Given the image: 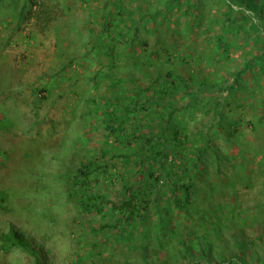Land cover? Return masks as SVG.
Here are the masks:
<instances>
[{"label": "trees", "instance_id": "obj_1", "mask_svg": "<svg viewBox=\"0 0 264 264\" xmlns=\"http://www.w3.org/2000/svg\"><path fill=\"white\" fill-rule=\"evenodd\" d=\"M107 1L104 14L93 15L96 24H86L97 89L107 80L99 109L104 139L98 147L83 145L87 154L67 180L65 196L79 210L72 223L83 218L84 229L75 234L86 242L77 240L65 264H264V233L253 229L262 224L235 188L245 178L236 172L237 179H204L215 140L237 141L245 128L264 164V0H162L160 9L143 14ZM171 17L178 28L169 36L176 39H143L140 29L152 20L154 31L165 21L167 36ZM202 27L206 45L214 46L212 62L233 63L232 71L201 70L195 45L188 53L180 48L181 34ZM240 51L243 62L233 56ZM246 74L254 81H242ZM141 75L147 85L135 81ZM5 200L0 194V209ZM25 233L10 223L0 233V252L52 264Z\"/></svg>", "mask_w": 264, "mask_h": 264}, {"label": "rangeland", "instance_id": "obj_2", "mask_svg": "<svg viewBox=\"0 0 264 264\" xmlns=\"http://www.w3.org/2000/svg\"><path fill=\"white\" fill-rule=\"evenodd\" d=\"M106 1L0 0V42L3 45L0 50V194L6 197L0 209V233L6 232L13 223L30 239L42 244L52 264L69 262L79 246L77 240L86 242L85 237H76L75 233L84 229L83 218L81 216L77 224L72 223L79 210L65 194L69 176L87 154L81 149L83 145L88 144L91 149L104 139L100 127L103 115L99 109L103 108L102 94L108 92L107 80L99 81L97 89L93 78L99 67L92 57L88 42L91 41L88 32L92 31H87L86 24L90 27L96 24L94 16L104 14ZM161 1L119 2L143 14L160 9ZM210 7L213 18L217 17L218 6L211 4ZM33 13H38V17H32ZM174 19L171 17L167 36L165 21L158 24L159 31H154L153 20L145 24V29H140V34L150 44L159 38L170 43L177 38L169 36L178 28ZM178 43L186 53L195 45L197 53L194 55L201 70L224 74L234 69L233 63L212 62L214 46L206 45L203 27L194 28L186 36L181 34ZM133 49L138 50V46ZM244 51L233 56L243 62ZM70 59H73L71 64ZM148 72L153 73L154 69L149 68ZM139 77L135 80L139 84L149 83L144 75ZM251 78V74H246L242 81H254ZM92 98L96 102L88 103ZM245 131L237 141L221 137L215 140L206 160L209 174L204 179L209 182L216 177L226 181L224 176L237 179L236 172L240 173L245 180L235 188L243 193L241 202L245 201L246 207L252 208L256 220L262 224L253 228L255 234L264 233V164L260 160L261 152L251 146L256 142L254 135L247 128ZM239 164L244 165L245 172L238 169ZM246 185L255 188L247 190ZM225 191L231 192L227 186ZM208 199L213 203L220 200L217 195H209ZM0 264H31V261L15 250L7 254L0 252Z\"/></svg>", "mask_w": 264, "mask_h": 264}]
</instances>
